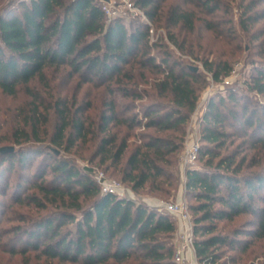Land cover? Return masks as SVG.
I'll use <instances>...</instances> for the list:
<instances>
[{
  "label": "trees",
  "instance_id": "16d2710c",
  "mask_svg": "<svg viewBox=\"0 0 264 264\" xmlns=\"http://www.w3.org/2000/svg\"><path fill=\"white\" fill-rule=\"evenodd\" d=\"M132 1L151 21L165 18L167 28L181 25L188 32L195 28V12L180 4L165 10V0ZM185 3L207 15L221 9V0ZM263 3L251 0L243 7L240 25L244 30L264 19V10H256ZM206 28L217 31L211 21ZM149 30L145 23L128 26L122 18L108 21L101 0H18L2 8L3 93L15 95L19 87L45 80L47 71L66 68L84 82L104 87L95 128L87 124L90 103L73 113L72 106L59 98L50 105L57 116L50 141L56 150L24 146L38 141L43 103L34 102L25 122L30 132L16 130L9 141L17 150L0 152V197L9 193L6 173H15L13 207L34 211L20 214L17 224L8 229L7 242L0 231V248L11 258L20 256L23 264H34L32 259L44 264H176L177 223L170 215L133 199L104 194L91 169L81 171L56 153L70 151L92 135L106 171L119 174L133 191L148 188L170 194L165 185L173 187L178 177L168 168L177 167L180 160L187 125L206 78L170 53L158 61L149 44ZM169 36L175 43V36ZM204 66L215 82L232 71L228 62L206 61ZM146 71L161 75L149 89L140 83ZM248 87L264 98V66L257 68ZM34 98L39 100V93ZM144 99L150 102L139 105L142 113L132 114L136 103ZM236 99L231 91L228 98L209 103L197 157L204 164L185 173L198 264H217L224 257L223 248L245 250L249 241L264 239V103L253 110L247 106L239 110ZM142 127L149 132L133 134ZM230 137L241 138L247 145L239 160V151L222 154ZM132 138L137 141L130 142ZM243 215L252 217L247 228L226 230L227 223Z\"/></svg>",
  "mask_w": 264,
  "mask_h": 264
},
{
  "label": "rangeland",
  "instance_id": "374dc122",
  "mask_svg": "<svg viewBox=\"0 0 264 264\" xmlns=\"http://www.w3.org/2000/svg\"><path fill=\"white\" fill-rule=\"evenodd\" d=\"M17 1L0 0V13L5 5ZM250 1L221 0V9L214 15H207L192 4L185 3V0H165L163 4L165 10L170 6L180 4L184 8L195 12L197 21L192 32L186 31L181 25L167 28L165 18L151 21L146 17L145 12L137 6L132 11L126 3H133L132 0H110L108 2L112 11L111 17H107L108 21L122 18L128 26L130 24L135 26L145 23L149 28V24H151L153 33H150L149 44L153 46L152 54L159 57L158 61L167 53H170L174 59L180 60L191 68H197L196 72L206 78V84L199 94L197 109L187 125V135L197 130L200 138L203 117L207 112L209 103L212 100L219 102L220 98H228V94L231 91L236 94V102L238 103L236 107L239 110H242L243 106H247L249 110H253L259 108L264 103V98L256 92L249 90L248 87L252 81V77L256 75L257 68L264 66V19L250 28L249 31L244 30L240 25L243 7L249 4ZM261 9L264 10V3L256 10ZM209 21L215 23L217 31L206 28V22ZM169 34L175 36V43L170 40ZM156 44H158V47H155ZM206 61L209 63L228 62L232 67L230 76L215 82L212 74L204 66ZM160 77L161 75L146 71L145 80H140L141 87L149 89L155 78L158 80ZM226 80L229 83H226ZM38 93L41 100L35 101L34 95ZM103 97L104 87L84 82L81 77L71 75L69 68L60 70L51 69L47 71L45 80L42 82H30L27 87L21 86L15 95H8L0 90V148L14 147V150H17L18 147L14 146L9 140L14 139L16 130L26 129V131L30 132L31 128L29 125H26V119L32 115L34 102H42L43 105L39 108L38 113V118L40 119L38 141L27 143L24 146L56 150L50 141L56 132L57 116L55 110L50 105H54V102L61 98L68 102L69 107L72 106V112L74 113L80 106L90 103L92 108L85 114H88L87 124L93 123L92 127L95 128ZM147 102H150V100L144 99L143 103H136L138 107L132 110L131 113L141 114L139 105L146 104ZM44 117L47 119L46 123H43ZM146 131L143 127L136 128L133 134H141ZM134 140L135 138H132L130 142H134ZM243 142L244 140L241 138L230 137L222 154L239 151L241 152L237 159L239 160L248 150L247 145L243 146ZM57 152L59 156L69 159L79 170L85 171L91 169L94 178H96L98 172H103L109 180L120 182L122 186L129 190L132 195L131 198L136 203L144 204L149 209H155L153 208L154 204L159 201L172 202L181 194L184 197L186 196L185 174L182 173L180 167L184 148L180 153L177 167L168 168L169 171L173 170L178 177V182L173 187L165 185L164 190L170 192V194L156 191L150 192L148 188L133 191L121 181L119 174L114 173L112 169L106 171V167L101 166L99 163L97 141L92 135L88 136L86 142L78 141L70 151L62 149L57 150ZM203 164L204 161L198 162L196 160L191 164L190 168H199ZM4 179L10 180V187L8 196L6 198L0 197V202L3 203L0 206V212L8 213L13 208V211L7 215L0 213V231L3 230L5 232L2 240L3 242H7L10 238L8 229L17 224V218H19L20 214L27 215L28 212L34 214V211L31 207H13L15 185L18 182V176L15 173H6ZM250 220H252V217L248 215L237 217L233 222L225 225L226 230H232L236 227L247 228ZM249 242L252 243H248L249 245L245 250L238 248L232 251L223 248L224 257L217 264H264V239ZM242 245L244 247L247 244ZM32 263L44 264L42 261L38 262V260L34 259H32ZM0 264H23V262L22 257L16 256L11 258L0 248ZM52 264L59 263L53 261Z\"/></svg>",
  "mask_w": 264,
  "mask_h": 264
},
{
  "label": "built area",
  "instance_id": "2783aa9c",
  "mask_svg": "<svg viewBox=\"0 0 264 264\" xmlns=\"http://www.w3.org/2000/svg\"><path fill=\"white\" fill-rule=\"evenodd\" d=\"M128 7L134 11L136 6L126 2ZM103 10L108 18L111 17L110 3L103 2ZM150 25V33L153 30ZM230 76V75H229ZM228 76V77H229ZM227 77V78H228ZM229 83L228 80L225 81ZM200 148V138L198 131L189 133L184 144V153L181 156V171L186 173L198 157ZM97 184L104 194H112L120 198H131V193L120 182L109 180L103 172H98L95 178ZM155 209L164 214L170 215L177 223V239L174 253L176 264H198L194 247V230L192 216L185 197L181 194L175 201H159L154 204Z\"/></svg>",
  "mask_w": 264,
  "mask_h": 264
},
{
  "label": "water",
  "instance_id": "95a60500",
  "mask_svg": "<svg viewBox=\"0 0 264 264\" xmlns=\"http://www.w3.org/2000/svg\"><path fill=\"white\" fill-rule=\"evenodd\" d=\"M102 2H110V0H101ZM193 71H197L198 69L197 68H195V67H192L191 68ZM14 151V147H4V148H1V150H0V152L1 153H8V152H13ZM56 153H58L57 151H56Z\"/></svg>",
  "mask_w": 264,
  "mask_h": 264
}]
</instances>
